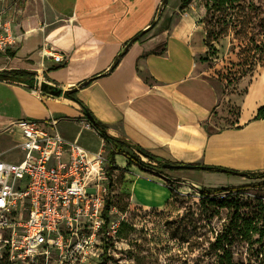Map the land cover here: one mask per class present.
<instances>
[{
  "label": "crops",
  "instance_id": "obj_1",
  "mask_svg": "<svg viewBox=\"0 0 264 264\" xmlns=\"http://www.w3.org/2000/svg\"><path fill=\"white\" fill-rule=\"evenodd\" d=\"M162 1L4 0L2 6L22 42L9 59L0 56V72L25 70L35 74L44 67L42 82L65 91L78 89V99L110 136L164 160L264 173V120H254L264 105V82L262 89L254 90V77L260 74L264 78V70L241 80L233 93L224 97L201 71L200 59L208 52L207 32L196 13L181 10V0H170L159 22L150 28ZM146 30L111 74L79 87L108 72L126 44ZM45 46L46 51L54 48L63 54L65 62L56 65L43 60L40 51ZM226 108L228 120L217 121ZM234 108L233 119L230 112ZM81 117L83 108L73 100L0 80V139L11 134L8 129L16 121L53 118L59 121V129L61 118L73 123ZM12 130L19 138L18 149L21 135L19 129ZM59 132L70 140H80V136L70 138ZM7 150L0 154L12 161L6 158ZM20 153V159L12 162L23 158ZM115 159L126 176H136L129 185L134 205L144 209L167 205L170 189L162 181L144 178L131 167L126 172L125 155ZM159 170L166 171L170 181L196 188H201L198 182L208 179L217 181L222 189L243 188L257 180L207 171Z\"/></svg>",
  "mask_w": 264,
  "mask_h": 264
},
{
  "label": "rangeland",
  "instance_id": "obj_2",
  "mask_svg": "<svg viewBox=\"0 0 264 264\" xmlns=\"http://www.w3.org/2000/svg\"><path fill=\"white\" fill-rule=\"evenodd\" d=\"M254 2L260 8L253 21L256 24L264 19V0ZM183 9H190L196 13L200 17V23L208 32L211 48H208L206 55L200 59L201 71L220 88L224 97L230 96L234 86L241 80L264 70V66L255 63L251 54L244 50L245 44L236 36V30L229 22V16L214 10L207 13L205 0H194L187 8H181ZM254 79V90L262 89L263 76L258 74ZM31 89L39 91L35 88ZM227 109L217 117V121L228 120ZM235 110L236 108L230 112L233 119L236 115ZM61 119L63 122L59 125V129L63 134L70 138L80 136L81 145L93 152H102L108 161L111 189L115 194L114 200L110 202L115 210L109 215V223L119 224L115 238L102 233L98 238V244L92 249L85 248L83 254L76 255L73 259L63 257V264H209V259L203 257L204 251L216 234L223 230L228 222L229 212H232L229 207L213 210L201 204V200H205L202 192L209 190L202 187L222 189L217 181L202 180L198 182L201 188L183 186L178 181L168 180L167 178L170 177L166 171L165 173L149 165V161L145 159L143 166L134 165L131 168L144 178L162 181L168 189L172 188L174 193L169 190L170 199L164 208L144 209L134 205L130 195L129 185L136 176H126L122 171L116 172L115 168H118V164L116 161L112 164L108 160L110 146L99 137V134L92 130H83L79 124L80 118L73 120V123ZM213 128L214 126L210 127ZM18 140L14 130H11V134L5 133L1 137L0 151L8 149L7 159L12 161L20 159L21 153L16 148ZM123 168L126 172L129 171L127 165ZM180 171L184 170L172 172ZM242 192L239 200L249 206L244 211H250L252 204L257 200L262 199L264 202V178L243 187ZM229 194L231 193L223 192L218 198L226 200ZM232 195L228 199L230 202L235 199V194ZM234 256L236 261L245 260L246 244L237 243Z\"/></svg>",
  "mask_w": 264,
  "mask_h": 264
},
{
  "label": "built area",
  "instance_id": "obj_3",
  "mask_svg": "<svg viewBox=\"0 0 264 264\" xmlns=\"http://www.w3.org/2000/svg\"><path fill=\"white\" fill-rule=\"evenodd\" d=\"M3 1L0 56L8 58L22 40ZM46 49L40 51L43 60L65 62L63 54ZM43 69L35 72L39 83ZM58 124L53 118L24 119L10 126L9 130L19 129L23 158L12 162L0 154V264H63V257L73 259L85 248L92 249L102 233L114 238L118 233L119 224H106L105 219V209L115 197L108 161L102 152L64 137ZM79 124L96 132L85 117ZM112 206L109 215L115 210Z\"/></svg>",
  "mask_w": 264,
  "mask_h": 264
},
{
  "label": "trees",
  "instance_id": "obj_4",
  "mask_svg": "<svg viewBox=\"0 0 264 264\" xmlns=\"http://www.w3.org/2000/svg\"><path fill=\"white\" fill-rule=\"evenodd\" d=\"M169 1L170 0L162 1L150 28L154 27L159 22L162 13ZM193 1L194 0H181V7L187 8ZM254 1L255 0H205V8L207 13H209L211 10H214L229 16V22L236 30V36L241 40L242 43L245 44L244 50L251 54L255 63H259L261 66H264V19H261L256 24L253 22L254 19H256L260 9ZM254 30L257 31L255 32ZM146 33L147 30L141 32L136 38L126 44L123 51L115 58L108 72L97 75L90 80L83 82L79 87H88L96 79L111 74L118 67L130 45L136 42ZM206 45L209 49L211 48L208 32ZM0 80L22 83L31 88H33L37 83L35 74L25 70L2 71L0 72ZM77 94L78 89L74 88L69 90L67 99L73 100L81 105L83 108L84 117L92 124L94 130L107 143V145L110 146L108 160L112 164L115 163V157L117 155H125L128 159V167H132L133 165L143 166L141 156L135 154L134 152L137 151L149 162L155 163V167L158 169H168L170 171L197 170L240 175L250 179L264 178V173L249 174L217 167L201 166L197 164H176L159 158L141 148H134L126 141H122L110 136L107 132V128L89 113L86 106L78 99ZM254 120H264V105L258 109ZM126 149L132 150V153L127 152ZM115 169L122 171L121 168ZM170 191L172 194L174 193L172 188H170ZM242 191L243 188H227L204 190V192H202V196L205 197V200H201V204L203 206H209L213 210L229 207L232 211L229 212L228 222L224 225L223 230L216 234L214 240L209 243L207 250L204 251L203 257L209 259V264H264V202L262 199L257 200L255 204H252V207L250 208L251 210L245 212L244 210L249 206L239 200V196L243 194ZM223 192L231 193L228 195V199L233 196L232 194H235V199L231 202L228 199H219L218 196ZM110 206L111 203H109L105 209L106 224L109 223ZM105 230L106 225L104 227V231ZM237 243H244L247 246V256L245 260H235L234 248Z\"/></svg>",
  "mask_w": 264,
  "mask_h": 264
},
{
  "label": "water",
  "instance_id": "obj_5",
  "mask_svg": "<svg viewBox=\"0 0 264 264\" xmlns=\"http://www.w3.org/2000/svg\"><path fill=\"white\" fill-rule=\"evenodd\" d=\"M35 89H39L41 91H44L47 94L53 95L55 97H63L67 99L68 91H65L61 88H58L52 84H49L47 82H38L34 85Z\"/></svg>",
  "mask_w": 264,
  "mask_h": 264
},
{
  "label": "bare ground",
  "instance_id": "obj_6",
  "mask_svg": "<svg viewBox=\"0 0 264 264\" xmlns=\"http://www.w3.org/2000/svg\"><path fill=\"white\" fill-rule=\"evenodd\" d=\"M81 138V137H80Z\"/></svg>",
  "mask_w": 264,
  "mask_h": 264
}]
</instances>
